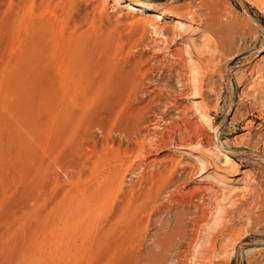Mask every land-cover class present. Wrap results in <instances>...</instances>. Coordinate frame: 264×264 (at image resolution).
Here are the masks:
<instances>
[{"label":"rangeland","instance_id":"374dc122","mask_svg":"<svg viewBox=\"0 0 264 264\" xmlns=\"http://www.w3.org/2000/svg\"><path fill=\"white\" fill-rule=\"evenodd\" d=\"M29 1L0 0V264H264V0Z\"/></svg>","mask_w":264,"mask_h":264},{"label":"bare ground","instance_id":"6f19581e","mask_svg":"<svg viewBox=\"0 0 264 264\" xmlns=\"http://www.w3.org/2000/svg\"><path fill=\"white\" fill-rule=\"evenodd\" d=\"M18 1V0H17ZM238 1H240V0H238ZM12 2H13V0H12ZM15 2H16V0H15ZM30 2V1H29ZM29 2H27V0H19V3H20V5H19V7L20 8H18V9H20L19 11H20V13H28L29 11H31L32 9H33V7H34V3H29ZM101 2H102V0H101ZM115 3H122V4H124V7H128L129 8V10L130 9H133V10H136V11H138V12H140V13H148V12H152V11H157L158 10V8L156 7V6H154V5H151V4H148V3H142V2H138V1H136V0H115ZM103 7H105L106 5H107V2L105 1V0H103ZM139 7V8H138ZM114 9V8H113ZM27 10H28V12H27ZM17 11V10H16ZM15 12V11H14ZM33 12H31V14H32ZM30 15V14H29ZM167 15H168V17H170V18H173L174 20H179V21H182V16H180L179 14H169V13H166V12H161V13H159L158 15H157V19L158 20H156V21H152V20H150L149 22L151 23H153V27H154V30H155V32L158 34V35H160L161 33H162V31H164L165 30V26H164V18L165 17H167ZM139 18V21H146V17H144V16H139L138 17ZM12 19V18H11ZM29 19H30V17H29ZM16 20H17V18H16ZM18 21V20H17ZM31 21V20H30ZM20 22H22V20L20 21ZM146 22H148V20L146 21ZM161 22V23H160ZM15 23H17V25H18V22H16L15 21V19H12L11 20V22H10V24L13 26ZM30 23H32V22H30ZM5 25V24H4ZM16 25V26H17ZM32 25V24H31ZM38 25V24H37ZM40 25V24H39ZM4 27V26H3ZM6 27V26H5ZM173 28V27H172ZM11 29H12V27H11ZM22 29V28H21ZM40 29V28H39ZM37 32L39 33V37L37 38L36 37V40L35 41H33V44H30V46L29 47H24L25 48V51H26V56L24 57V59H23V61L29 66V68L31 67V69L29 70V72H27V74H26V76H27V78H29L30 80H33V81H40V82H42L43 80H45L46 78H47V76L45 75V74H48L47 73V71H45V69H44V72H46V73H44L43 72V70H42V68L44 67V68H46L45 66V63H47L46 61H47V59H46V54H47V46H46V34H45V31H41V29H40V31H38L37 30ZM48 34H49V32H48ZM57 39V38H56ZM109 39H110V37H109ZM34 40V39H33ZM106 41H110V40H108L107 38H106ZM113 41V40H112ZM111 41V42H112ZM100 42H102V41H100ZM111 42H109L110 44H111ZM97 43V42H96ZM98 45V44H97ZM96 46V45H95ZM103 46H105V44L103 45ZM105 48V47H104ZM104 48H102L103 50H104ZM101 49V50H102ZM106 49V48H105ZM102 50V51H103ZM172 53H175V52H172ZM171 53V54H172ZM50 55V54H49ZM175 55V54H174ZM175 57V56H174ZM22 58V57H21ZM90 58V57H89ZM91 59V58H90ZM67 62V61H66ZM60 65V64H59ZM48 67V66H47ZM63 68V67H62ZM34 69V70H33ZM47 69V68H46ZM64 74V73H63ZM85 75V74H84ZM180 74H178V76L176 77V80L178 81V83L180 84V89L179 90H181V91H183L184 93H187V90H188V84H189V81H188V76H187V72H186V70H183V72H182V74L179 76ZM53 79V78H52ZM44 82V81H43ZM48 82V81H47ZM146 82V81H145ZM50 83V82H49ZM53 83H54V80H53ZM65 84V83H64ZM45 85H47V86H45ZM44 86H45V88L47 87H49L48 85H50V84H45ZM56 85V84H55ZM66 85V84H65ZM40 86H41V84H40ZM43 86V85H42ZM42 86H41V88H42ZM44 86H43V88H44ZM68 87V86H67ZM52 89H54V88H52ZM69 89V88H68ZM67 89V90H68ZM44 90H46V89H44ZM198 94V93H197ZM176 104V103H175ZM186 111V110H185ZM212 118V117H211ZM205 119L207 120V121H212L211 119H210V115L208 114V115H205ZM199 125V124H198ZM198 125H195V127H194V130H191L190 132H189V138L185 141V147L183 146L182 148H180V149H189V148H191L192 147V145L193 144H195V143H197L198 142V140H199V138H202V139H204L205 140V142H204V146L205 147H210V145H212V142L214 141V135H209V134H207L205 131H204V129H202L201 127H199ZM178 129V128H177ZM187 131V130H186ZM173 145V144H172ZM163 147V146H162ZM179 149V148H178ZM224 149V148H223ZM139 151V150H138ZM143 151H145V150H143ZM142 152V151H141ZM155 151H154V146H153V144H150V145H148V155L149 156H151V155H153V153H154ZM264 153V152H263ZM145 154V153H144ZM139 155V154H138ZM218 155V154H217ZM224 156H223V160H221L222 161V167L223 166H227V167H229V168H225L224 170L225 171H227V172H236V175H239V174H237L238 172H237V170H238V163L236 164V162H235V160H234V158L228 153V152H225L224 154H223ZM263 155V154H262ZM263 159V158H262ZM156 159H155V157H151L150 158V160L147 162V164L148 165H151V164H155L156 163ZM221 161H219V162H221ZM142 162V161H141ZM218 162V163H219ZM214 163H216V162H214ZM146 164V165H147ZM220 165H221V163H219ZM218 164V165H219ZM145 165V164H144ZM219 165V166H220ZM216 166V165H215ZM172 167V166H171ZM218 167V166H217ZM222 167H219V168H222ZM175 168V167H174ZM207 167L204 169L205 171L203 172V174L205 175L206 173H207ZM223 169V168H222ZM221 169V170H222ZM194 171H196L195 170V168L194 167H190L189 169H187V176H190V175H192L193 173H194ZM220 172H222V171H220ZM165 173V172H164ZM224 173V172H223ZM243 173H246V170L243 172ZM160 175V174H159ZM200 177V176H199ZM223 181V180H222ZM231 181H235V180H231ZM239 181V180H238ZM237 181V182H238ZM205 189V188H204ZM169 190V189H168ZM203 191H205V190H203ZM206 191H208V189L206 188ZM106 192V191H105ZM173 194V193H172ZM203 198V197H202ZM201 200V199H200ZM170 235V234H169ZM177 264H179V262H177ZM183 264V263H182Z\"/></svg>","mask_w":264,"mask_h":264}]
</instances>
